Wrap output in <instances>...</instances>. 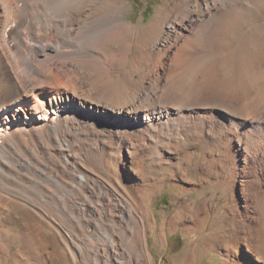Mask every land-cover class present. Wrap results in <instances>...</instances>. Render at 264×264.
Listing matches in <instances>:
<instances>
[{
    "label": "bare ground",
    "instance_id": "obj_1",
    "mask_svg": "<svg viewBox=\"0 0 264 264\" xmlns=\"http://www.w3.org/2000/svg\"><path fill=\"white\" fill-rule=\"evenodd\" d=\"M125 2L0 0V264L4 256L46 264L54 252L43 230L73 262L153 264L148 205L167 175L151 181L148 158L150 171L172 168L171 187L185 193L175 216L193 203L191 166L202 189L227 192L225 210L240 227L219 244L223 262L264 264V0H182L170 4V25L152 31L124 18ZM123 69L129 74H116ZM50 93L52 102L35 103ZM82 104L97 125L60 110L32 125L34 114ZM219 109L227 112L214 119ZM110 112L118 122L106 119ZM201 209L185 235L205 232ZM171 218L161 224L163 241L177 230ZM32 225L43 240L30 232L12 254ZM92 227L100 238H87Z\"/></svg>",
    "mask_w": 264,
    "mask_h": 264
},
{
    "label": "rangeland",
    "instance_id": "obj_2",
    "mask_svg": "<svg viewBox=\"0 0 264 264\" xmlns=\"http://www.w3.org/2000/svg\"><path fill=\"white\" fill-rule=\"evenodd\" d=\"M180 1L182 0H126V2L123 3L126 7V10L125 12H123L124 13L123 15L127 21L132 22L134 24V27H136L137 25H139V23H141L144 26H146V28H149L150 31H152L154 27L159 28L161 26L159 24L170 25V23L168 24V22H170L171 18L173 17V16L171 17L170 15V10L172 8V7L170 8V4L175 5V3L178 4ZM262 9H263L262 13L264 15V6H262ZM173 15L175 16V14ZM25 45L30 46L31 45L30 41L26 40ZM130 56L133 57L132 53L129 54V57ZM103 61H105L104 57H103ZM116 74L117 75H120V74L128 75L129 71L128 69L118 70ZM53 95H57V94H53ZM53 95L50 93V95H46L45 99L41 98L40 100H35V103L36 104L39 103L38 105L43 106L44 102H52ZM83 106H86V107H83ZM78 107L80 106H77V108ZM15 108L16 109L14 110H18V113L20 116L22 109L19 107H15ZM73 109L75 110V112L73 110L69 111L70 109L68 110V109H65L64 107L51 109V112L46 117V119L43 116V112L39 114H34L33 117H35V120H32L33 122L32 125H37V126L42 125L46 121H49L51 117L59 110H60V115L64 116L69 121H73L74 117H76L80 122L85 121L84 124H87L90 126H91V123L89 124L87 122L88 119L94 120V122L92 123V126L95 124L97 125V123L100 122L98 118H95V116L92 117L94 113H96V111H94V109H90L89 107H87V104L86 105L82 104L81 110H77L75 107H73ZM98 110L105 111L102 107L101 109H98ZM66 111H69V112L67 113ZM218 112L219 113H217V116L213 115L214 119L215 118L219 119L220 116L226 114L227 111L223 109H219ZM112 114L113 113L111 112L108 113L106 115V119H109V118L114 119L112 117ZM120 116L125 117L124 114H121ZM202 116H204V114ZM23 117L19 118V120H23ZM114 120L115 122H118V119H114ZM101 123L103 125L105 124V122H102V121ZM190 145L193 146L196 144H193L192 142H190ZM163 149H165L168 154H171V155L174 154L173 153L174 151L169 146L163 147ZM147 152L148 150H144V149L141 151L142 155H146ZM130 153L132 152L128 148H126L125 157H124L125 160L128 161ZM197 160L198 159H195V161ZM152 164L154 165L152 160L148 158L147 166H148V171H149V176L151 178V181L153 179L160 180L161 179L160 174L167 175L166 182L164 183L165 186L161 187L162 188L161 190L159 189L155 192V194L152 196V199L149 201V205H148V213H149L148 216L150 215L151 219H153L155 223L157 224V230L155 233L152 232L151 226H148V229L146 230V234H147L146 242L148 244V247H150L149 248L150 251L148 252L152 256L153 264H223V263L227 264L223 262V259L225 257L224 254H227V253L224 249L219 247L221 246L219 244H222L226 238L233 239L234 235L238 233L236 232L234 234V231H236L234 229H237L238 231L240 227L238 225L239 223L237 224V221L233 220V217L230 214V211H231L230 208L229 210L228 209L225 210L227 208L226 207L227 202L231 201L229 194L227 192H221L218 190L216 191L213 185H207L202 189V187H200L201 182L203 181L202 177L201 175H195L194 173L195 167L191 166V172H190L191 174L189 175V179L186 184H188L190 188H197L193 194L187 196L190 198V200L191 199L193 200V203L190 207H185L183 211L180 210L181 211L180 215L175 216L177 207L180 206V203L185 197L184 195L185 193H182L181 190L179 192L178 189H173L171 187V183L174 181H171L170 179L171 175L169 172L172 170V168L167 167L165 171L158 173L155 170L150 171L149 166H153ZM167 165L170 166L169 164ZM100 170L102 169L100 168ZM123 170L125 171V167L123 168ZM176 181L178 180L175 179V182ZM240 207H243V205ZM200 208H202L201 210L203 209L205 210V208L208 209V216L210 218V221L205 228V232H199V234H195L193 235V237H189L184 234L185 224H193L191 223V218L194 217L193 210L200 209ZM20 210H23V208H20ZM126 212H130V210L127 207H126ZM114 215L116 217H119L118 213H114ZM171 217H173V221L177 224V230L173 232L165 231L167 233V236L165 238V241H163V239L161 238V226H162L161 224H163L164 222H168L169 218ZM225 217H229L230 219L224 220ZM165 230H167V228H165ZM43 231H42V235L44 236L46 242L49 245L47 243H42V244H45L46 248H48L49 251L50 250L53 251L55 254V255L53 254L52 257H49V254L46 255V257H48L45 259L46 264H86V263L87 264H97V263H93V262H96V259L91 260L92 261L91 262L89 260H83L82 258H79V257L76 258L77 259L76 262H73L72 258L66 255L64 244L61 242L57 243V241L54 242L55 240L54 236L50 233V231L48 233L47 231L46 232L45 231L43 232ZM30 232H34L36 234L37 240L39 241L43 240L41 235L37 233V227L35 225H32L31 229L24 230L22 234V238L13 245L11 249L12 254H15L17 252L18 246H20L22 242L29 236ZM216 233H219L221 236L219 238H212L211 236ZM93 237L100 238V235L97 233L95 227H92L90 229V233L87 235L88 239H92ZM52 238L53 240H51ZM120 239L121 237H117L114 240L118 244ZM80 241L82 243V246H85V242L87 240L80 238ZM214 244L217 245L218 248H213V247H216L214 246ZM210 245H213L212 249H209ZM148 247H146L147 250H148ZM88 249H91V247H88L87 250ZM193 251L195 252L193 253ZM247 255H249L251 258L253 256V255L251 256L248 253ZM189 256H192V257H189ZM33 258L36 259L35 257ZM2 260L4 264H14V261L11 258L8 259L6 256H4Z\"/></svg>",
    "mask_w": 264,
    "mask_h": 264
}]
</instances>
